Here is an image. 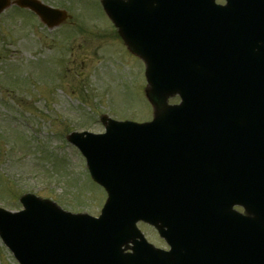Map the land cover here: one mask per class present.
I'll list each match as a JSON object with an SVG mask.
<instances>
[{
  "label": "water",
  "instance_id": "1",
  "mask_svg": "<svg viewBox=\"0 0 264 264\" xmlns=\"http://www.w3.org/2000/svg\"><path fill=\"white\" fill-rule=\"evenodd\" d=\"M18 2L35 7L45 18L57 15L51 10L46 11L39 3ZM8 5V0H0V11ZM232 6L230 0L227 6L217 5L215 0L105 1L107 11L130 48L149 64L152 87L148 95L155 104L156 118L151 124L137 127L139 130L136 131H142L148 137L159 119L165 118L169 123L163 127V138L176 136L175 142L180 141L179 144L213 139L227 145L228 189L233 198L242 196L249 211L255 215L250 216L254 221L243 217L241 237L228 239L224 264H264V80L259 79L262 90L259 117L248 113L249 116H243L238 111L246 106L233 101L232 93L238 87L228 90L224 81L218 89L219 82L211 74L212 68L209 69L208 64L221 60L230 63L231 58L240 64L234 56L240 54L238 56L250 60L251 71L258 68L252 61L258 45H253L252 39L258 38L259 48L264 52V22L258 21L255 29L252 20L238 14L243 20V29L237 28L238 19ZM248 6L251 8L252 4ZM259 8L260 11L264 9L263 4ZM187 53L191 55L189 61L184 57ZM237 66L235 72L239 71L240 66ZM178 92L183 97L182 103L167 105L168 96ZM228 125L233 127L232 131ZM119 136L124 135L120 133ZM119 136L110 134L109 138ZM132 136L131 133L129 137ZM99 137L102 136L94 137L97 141L81 139L78 134L71 137L88 157L95 179L109 190L110 198L99 219L63 212L54 203L33 195L22 198L25 210L21 212L12 213L0 208V234L20 264H173L171 255L163 257L160 253L150 256L147 261L145 255L138 252L139 245L133 253L122 251L121 245L135 233L128 225L122 228L115 225L114 228L109 212L117 209L115 196L125 193L127 180L124 176L116 177L112 163L106 164L103 160L106 155L104 158L95 156L101 153L96 145ZM99 146L106 149L104 145ZM189 179L190 182L182 176L177 180L179 191L187 198H191L189 189L196 186L191 177ZM256 210L259 212L255 213ZM183 213L187 215L188 212L183 210ZM236 250H241V254H236ZM198 252L203 256L200 250Z\"/></svg>",
  "mask_w": 264,
  "mask_h": 264
},
{
  "label": "rangeland",
  "instance_id": "2",
  "mask_svg": "<svg viewBox=\"0 0 264 264\" xmlns=\"http://www.w3.org/2000/svg\"><path fill=\"white\" fill-rule=\"evenodd\" d=\"M45 1L73 19L49 30L14 8L0 22V206L19 210L20 195L30 191L98 215L105 193L65 136L103 131L104 113L149 119L145 64L116 35L99 0ZM29 20L34 28L26 30L21 22ZM17 263L0 237V264Z\"/></svg>",
  "mask_w": 264,
  "mask_h": 264
}]
</instances>
